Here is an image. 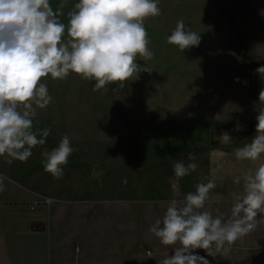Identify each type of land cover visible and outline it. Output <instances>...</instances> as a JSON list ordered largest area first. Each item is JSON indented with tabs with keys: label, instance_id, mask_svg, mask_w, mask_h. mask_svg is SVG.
Segmentation results:
<instances>
[{
	"label": "crops",
	"instance_id": "crops-1",
	"mask_svg": "<svg viewBox=\"0 0 264 264\" xmlns=\"http://www.w3.org/2000/svg\"><path fill=\"white\" fill-rule=\"evenodd\" d=\"M162 1V14L144 21L154 53L146 62L151 72L139 73L116 92L115 87L93 91L75 73L65 78L63 88L50 76L41 79L52 101L36 110L33 130H51L46 144L34 147L27 162L0 156V175L5 177L0 264H159L174 249L161 245L149 227L162 221L174 198L169 178L177 162L195 163L197 169L180 178L176 199L182 201L197 184L214 177L216 187L203 210L231 217L232 194L244 192L243 174L264 163V155L257 161L235 156V149L256 134L259 101L250 97L258 94L230 86L229 72L236 66L232 56H218L225 38L218 42L217 8L196 0L202 6L181 20L193 25L201 42L182 52L167 43L172 32L166 30L172 19L168 10L176 9ZM137 63L145 65L139 56ZM244 105L256 110L246 113ZM108 111L112 126L122 130L105 140ZM224 131L232 143L220 142ZM65 134L74 151L63 177L54 179L44 171L41 152L58 147ZM238 176L239 184L234 182ZM194 254L205 256L209 264H264V223L222 255L208 256L203 249Z\"/></svg>",
	"mask_w": 264,
	"mask_h": 264
},
{
	"label": "clouds",
	"instance_id": "clouds-1",
	"mask_svg": "<svg viewBox=\"0 0 264 264\" xmlns=\"http://www.w3.org/2000/svg\"><path fill=\"white\" fill-rule=\"evenodd\" d=\"M66 5L67 0H61L53 10L50 0H0V156L27 162L34 147L46 144L51 130H33L36 110L47 108L52 101L46 84L40 82L42 78L63 80L75 73L95 80L93 91H108L106 86L115 84L116 92L139 73L151 72L146 62L154 53L148 47L144 21L162 14L159 0H78L67 13V40L63 38L66 25L58 19ZM166 40L184 52L199 46L201 36L179 20ZM137 56L143 58L144 66L137 63ZM255 71L264 81V65ZM259 103L264 105V88L259 92ZM256 121L251 142L235 149L238 160L257 161L264 155V107L258 110ZM235 130L240 131L241 126L237 124ZM218 138L223 144L233 142L228 131ZM73 151L65 134L58 147L41 152L44 171L54 179L62 178L63 166ZM196 169L195 163L173 165L175 175L169 183L174 198L162 221L157 219L149 227L161 245L174 249V254L166 255L159 264H209L205 256L194 254L196 249L212 257L222 255L264 223V163L243 174L244 192L232 194L227 220L203 210L216 187L214 177L197 184L182 201L176 199L181 195L180 178ZM4 180L0 175V192L4 191ZM234 182L239 184L241 177Z\"/></svg>",
	"mask_w": 264,
	"mask_h": 264
},
{
	"label": "rangeland",
	"instance_id": "rangeland-1",
	"mask_svg": "<svg viewBox=\"0 0 264 264\" xmlns=\"http://www.w3.org/2000/svg\"><path fill=\"white\" fill-rule=\"evenodd\" d=\"M60 2L61 0H50L53 10L57 8ZM77 2L78 0H67V5L63 9L64 15L58 17L59 21L66 25L63 37L65 40L70 39L67 33V13L73 10L74 4ZM163 2L168 9H176V12H170L168 10V13L172 14V19L171 25L166 29L167 32H169V30H174L175 21L187 19L185 16H188L186 14L189 13V10L194 7L202 6L199 1L196 0H166L162 1V4ZM205 6L218 9V14L216 16V35L218 36V42L225 38V42L220 44L222 48L217 49L218 56H232V63L236 66H231L232 72H229L232 77L230 86L252 88L251 90H256L255 93L258 95H252L250 99H258L259 101V92L261 88H264V81L260 79L259 74L255 70L259 66L264 65V0H206ZM226 9L233 10V12H228ZM189 18L190 20L193 19L192 16ZM197 19L199 18L197 17ZM226 24H228V26H226ZM186 26L193 27V25ZM224 27L227 28L226 33ZM191 30L193 29L191 28ZM212 34H214V32ZM224 34H226V37H224ZM173 50L174 49H172V51ZM236 78H239V82L236 81ZM245 81H247V83H245ZM57 82V87L63 88L66 80H57ZM84 82H87L90 88H94L96 83L95 80ZM106 87L113 88L115 86L112 84ZM106 98H109V102H111V97L106 96ZM108 106L111 108L112 104L110 103ZM245 106L246 105L243 106L242 110L246 113H252L253 110H256V108L252 106H247L248 108L245 109ZM263 106L264 105L259 103V109ZM112 124V112L108 111V113H106L105 140L113 134H119L122 130L121 128L113 127ZM60 130L63 131L65 129L62 128ZM89 130L91 133V131L94 132L96 129ZM233 258L235 261L238 257L234 256Z\"/></svg>",
	"mask_w": 264,
	"mask_h": 264
},
{
	"label": "water",
	"instance_id": "water-1",
	"mask_svg": "<svg viewBox=\"0 0 264 264\" xmlns=\"http://www.w3.org/2000/svg\"><path fill=\"white\" fill-rule=\"evenodd\" d=\"M38 225H40V223H38Z\"/></svg>",
	"mask_w": 264,
	"mask_h": 264
}]
</instances>
